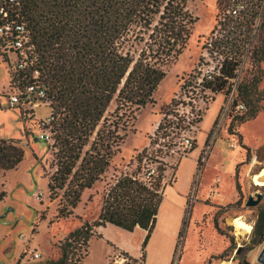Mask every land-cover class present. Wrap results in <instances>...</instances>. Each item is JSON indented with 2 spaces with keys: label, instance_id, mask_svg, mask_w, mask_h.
Instances as JSON below:
<instances>
[{
  "label": "trees",
  "instance_id": "16d2710c",
  "mask_svg": "<svg viewBox=\"0 0 264 264\" xmlns=\"http://www.w3.org/2000/svg\"><path fill=\"white\" fill-rule=\"evenodd\" d=\"M3 1L31 32L33 48L16 80H32L38 70L37 79L47 88L55 134V143H48L54 170L47 174L48 190L51 199L60 197L57 217L70 218L83 191L102 180L120 152L126 137L121 130L126 131L144 107L156 102L154 95L167 75L164 67L182 53L199 18L189 9L190 0ZM226 1L217 0L216 21ZM257 38L259 43L249 50L251 71L237 84L229 108L232 127L255 119L263 106L264 19ZM243 43L236 31L223 40L221 74L207 82L216 94L232 93L245 52ZM112 102L115 110L108 113ZM240 102L244 108L237 110ZM146 152L147 147L133 160L140 162ZM24 157L20 140L0 137V179ZM157 170L145 181L139 176V164L109 183L97 219L71 231L59 245L58 258L40 264H84L91 239L101 238L98 229L109 223L130 232L136 227L146 230L141 246L146 258L165 188L171 184L165 181L167 166L162 163ZM5 196L0 190V201ZM256 217L252 243L261 244L264 206L258 207Z\"/></svg>",
  "mask_w": 264,
  "mask_h": 264
},
{
  "label": "rangeland",
  "instance_id": "374dc122",
  "mask_svg": "<svg viewBox=\"0 0 264 264\" xmlns=\"http://www.w3.org/2000/svg\"><path fill=\"white\" fill-rule=\"evenodd\" d=\"M216 4L217 0H190L188 7L199 19L182 53L164 67L167 75L155 93L156 102L144 107L126 131L121 130L126 137L120 152L102 180L83 191L70 218L57 217L60 197L51 199L48 190L47 174L54 171L50 168L52 151L39 138L41 119L50 114L51 108L40 106L31 118L9 108L3 96L9 83L4 86L2 83L8 81L10 74L0 62V137L20 140L25 149L18 167L8 170L0 179V190L6 192L0 201V264H40L58 258L59 245L65 237L86 220L93 221L99 216L108 184L123 172L136 170L137 160L133 158L148 145L166 104L172 102L179 90V79L197 63L205 38L216 23ZM255 42L259 43L258 38ZM250 53L243 59L234 82L239 83L249 75ZM261 65L264 68V63ZM229 98L230 95L218 93L209 105L196 132L197 148L181 158L176 154L169 158L171 168L165 173V181L171 184L164 191L166 201L153 245L157 261L166 247L160 239L165 241L170 212L189 199L173 264H261L257 257L263 242H252L256 213L259 206H264V198L254 207L247 206L246 201L256 192L264 194V185L253 181V175L264 168V102L257 119L232 127L230 109L226 110ZM115 107L116 103L112 102L108 113ZM233 143L235 146L230 145ZM79 212L84 216L78 215ZM237 217L252 226L250 232L237 233L233 225ZM108 233L124 241L134 252L140 251L141 230L128 232L127 237L117 236L115 229ZM160 244L164 248L160 249ZM105 249L102 240L90 242L87 264H103ZM34 251L40 253L39 258L34 257Z\"/></svg>",
  "mask_w": 264,
  "mask_h": 264
},
{
  "label": "built area",
  "instance_id": "2783aa9c",
  "mask_svg": "<svg viewBox=\"0 0 264 264\" xmlns=\"http://www.w3.org/2000/svg\"><path fill=\"white\" fill-rule=\"evenodd\" d=\"M263 19L264 0L226 1L213 31L205 38L201 55L194 68L179 79V90L155 125L149 138L150 142L146 146V154L140 162L135 159L137 166L141 165L139 176L143 180L149 181L153 178L162 163L167 166V170L171 168L169 158L174 154L181 158L193 150L197 140L196 132L200 129L209 105L217 95L207 86V82L221 74L224 56L220 46L224 45L223 40L227 39L232 31L241 33L245 49L241 56L243 61L253 48ZM30 39L31 32L26 24L20 21L18 16L13 15L7 2L0 0V56L7 62L10 74L9 84L3 96L7 99L9 108L18 109L27 118H31L40 106L46 105L51 108L52 102L48 97L47 88L37 79L38 70L34 71L32 80L25 83L16 80L19 71L27 66L29 53L33 48ZM237 84L235 82L226 110L230 108L234 99ZM243 108L244 104L240 102L237 110ZM51 113L52 109L46 118L41 119L39 138L54 144L55 134L50 125L53 118ZM230 145L235 146L234 143ZM32 254L34 257H40L37 251ZM107 264H146V260L142 254L134 257L126 251L116 249L108 256Z\"/></svg>",
  "mask_w": 264,
  "mask_h": 264
},
{
  "label": "crops",
  "instance_id": "0c3cea01",
  "mask_svg": "<svg viewBox=\"0 0 264 264\" xmlns=\"http://www.w3.org/2000/svg\"><path fill=\"white\" fill-rule=\"evenodd\" d=\"M0 62L5 64V68L8 70L7 62L2 58V56H0ZM8 73H9V71H8ZM8 81H9V75H8ZM8 81L2 83L3 86L6 85L8 83ZM154 97H155V95H154ZM257 117L255 119H257ZM255 119H253V120H255ZM153 130H154V128H153ZM153 130H152V132H153ZM149 142H150V140H149ZM149 142H148V144H149ZM197 146H198V144L196 145V148H197ZM165 201H166L165 198H163V201H162L160 208H159L156 228L154 229V231L151 235V238L149 239L148 245L146 247V258H145L146 264H172L174 261V257H175V253H176V249H177V245H178V239H179L181 228H182V222L186 216V211H187L189 199L186 201V203H181V206H176V208L174 207L175 209H173L170 212V215L168 216L169 222L167 224L168 226L166 227V233H165V237H164L165 241L163 239H160L161 241L165 242L166 247H165L164 251L160 252V261H157L154 258L155 246L153 247V245L156 243V241H155L156 240V234H157L158 229H159L158 227L160 225L162 207H163V203ZM185 206H186V208H185ZM78 215H82V214L79 212ZM82 216H84V215H82ZM86 219H87V217H86ZM111 229H115V231H118V233L116 234L117 236H126V237H127V235H129V234H127L128 232L134 233L137 230H141V232H142V236L140 239L141 241L144 240L146 233H147V231L141 227H136L134 229V231L130 232V231H127L125 229H122V228L117 227V226L110 224V223L107 224L106 226L100 227L98 229V232L100 234H102V237L101 238L93 237L91 239V242H93L94 240H98V239L105 242L106 249H105V252L103 254V264H107L108 256L116 249L126 251L134 257H138L139 255H141V249L139 252L136 253V252H134V250L130 249V247L124 241H121V239L111 237L110 234L108 233L109 230H111ZM118 234H122V235H118ZM161 248H164L162 244H160V249ZM88 259L89 258H86V260L84 261V264H87Z\"/></svg>",
  "mask_w": 264,
  "mask_h": 264
},
{
  "label": "bare ground",
  "instance_id": "6f19581e",
  "mask_svg": "<svg viewBox=\"0 0 264 264\" xmlns=\"http://www.w3.org/2000/svg\"><path fill=\"white\" fill-rule=\"evenodd\" d=\"M264 176V168L258 172L257 174L253 175V181L257 185H264V178L261 179V177ZM233 225L235 226V229L237 233L242 234L244 231L245 232H250L252 226L248 223H246L244 220H242L240 217H237L233 219ZM225 264V262H223ZM228 264V263H226Z\"/></svg>",
  "mask_w": 264,
  "mask_h": 264
},
{
  "label": "water",
  "instance_id": "95a60500",
  "mask_svg": "<svg viewBox=\"0 0 264 264\" xmlns=\"http://www.w3.org/2000/svg\"><path fill=\"white\" fill-rule=\"evenodd\" d=\"M264 198V194L261 192H256L254 195H250L246 201V205L249 207L257 206ZM258 262L264 264V241L261 246L260 252L257 257Z\"/></svg>",
  "mask_w": 264,
  "mask_h": 264
}]
</instances>
